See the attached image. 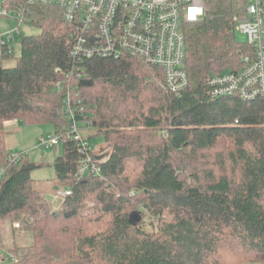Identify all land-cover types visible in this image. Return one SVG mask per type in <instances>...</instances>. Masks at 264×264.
Instances as JSON below:
<instances>
[{
  "label": "trees",
  "instance_id": "16d2710c",
  "mask_svg": "<svg viewBox=\"0 0 264 264\" xmlns=\"http://www.w3.org/2000/svg\"><path fill=\"white\" fill-rule=\"evenodd\" d=\"M246 3L205 0L202 20L183 26L189 82L177 96L132 57L72 59L58 8L3 0L40 33L0 58V264H264V102L211 100L206 85L248 51L235 30ZM67 97L91 123L84 139L105 141L92 149L101 176L78 181L82 156L65 138L53 178L34 180L43 164L8 161L5 124L65 136ZM67 189L54 208L48 197Z\"/></svg>",
  "mask_w": 264,
  "mask_h": 264
},
{
  "label": "built area",
  "instance_id": "2783aa9c",
  "mask_svg": "<svg viewBox=\"0 0 264 264\" xmlns=\"http://www.w3.org/2000/svg\"><path fill=\"white\" fill-rule=\"evenodd\" d=\"M29 4L55 7L61 10L65 23L71 26L70 56L77 61L87 59H120L129 56L162 72L161 86L167 92L181 96L189 79L184 70L186 37L183 26L197 23L205 14V0H27ZM20 23H27L22 11L13 12ZM8 16L7 11L2 12ZM28 24V23H27ZM235 30L245 37L248 51L241 56L240 67L207 77V96L211 100L237 97L243 101L264 102V0H247L245 13L237 19ZM0 33V58L6 50L12 52L14 34ZM79 106L80 102L77 101ZM82 111L83 107H79ZM65 114L70 122L65 136L55 135L41 141L48 148L70 139L82 156L78 181L88 175L101 176L95 164L92 145L82 131L90 122H76L69 97L65 100ZM83 126V127H82ZM22 155L10 154L8 161L17 164ZM5 169L0 170V179ZM70 190L58 191L66 197ZM18 228V224H14ZM14 260L13 258H11Z\"/></svg>",
  "mask_w": 264,
  "mask_h": 264
},
{
  "label": "rangeland",
  "instance_id": "374dc122",
  "mask_svg": "<svg viewBox=\"0 0 264 264\" xmlns=\"http://www.w3.org/2000/svg\"><path fill=\"white\" fill-rule=\"evenodd\" d=\"M2 2L3 0H0L1 13L3 12ZM16 28H19V33L13 36L14 57L19 54V43L22 37L38 35L40 33L39 28L25 22L20 23V20L14 16L12 11L8 12V16L0 17V33H9ZM236 40L242 43L246 41L245 37L239 33H236ZM2 63L4 67H13L15 60L3 59ZM4 129L9 153L13 155L21 154L22 158L28 159L29 162L43 164L40 168L31 172V178L34 180H48L53 178L54 172L51 166L55 158L62 154V141L60 140L57 146L48 148L40 145L42 140L48 141L50 138L55 137L56 134H54L53 125L42 124L30 126L25 125L22 121L15 120L7 122ZM89 142L94 148L105 144L101 136L92 137L89 139ZM148 228V224L145 223L144 229L147 230ZM250 264L262 263L254 262Z\"/></svg>",
  "mask_w": 264,
  "mask_h": 264
},
{
  "label": "crops",
  "instance_id": "0c3cea01",
  "mask_svg": "<svg viewBox=\"0 0 264 264\" xmlns=\"http://www.w3.org/2000/svg\"><path fill=\"white\" fill-rule=\"evenodd\" d=\"M48 199L50 200L51 203L53 202L52 205L54 206V208H57L61 201V198L54 195H51L50 197H48Z\"/></svg>",
  "mask_w": 264,
  "mask_h": 264
},
{
  "label": "water",
  "instance_id": "95a60500",
  "mask_svg": "<svg viewBox=\"0 0 264 264\" xmlns=\"http://www.w3.org/2000/svg\"><path fill=\"white\" fill-rule=\"evenodd\" d=\"M262 230H263V232H264V223H263V226H262Z\"/></svg>",
  "mask_w": 264,
  "mask_h": 264
}]
</instances>
